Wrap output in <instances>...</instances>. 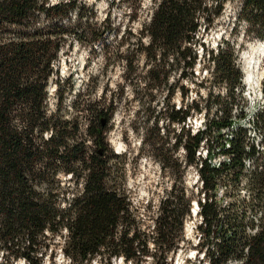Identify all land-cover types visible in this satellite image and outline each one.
<instances>
[{
	"label": "trees",
	"instance_id": "16d2710c",
	"mask_svg": "<svg viewBox=\"0 0 264 264\" xmlns=\"http://www.w3.org/2000/svg\"><path fill=\"white\" fill-rule=\"evenodd\" d=\"M228 1L153 0L137 41L128 54L118 55L117 50L115 55L125 61L126 83L133 86L137 102L147 112L144 123L151 125L146 134L152 140L143 141L166 174L174 177L179 164L166 153L159 123L179 125L203 112V129L194 134L180 131L171 147L174 155L184 150L187 166L201 165L198 174L204 203H198V252L204 250L208 264H264V77L263 102L252 117L253 129L263 134V151L239 126L244 118L242 106L233 103L236 92L241 97L243 90L235 46L264 38V0H241L235 24L245 25L240 42L235 38L231 44L222 41L215 51L207 50L200 57L195 49L202 20L205 29L214 26ZM85 8L77 0L51 4L46 0H0L2 260L5 264L18 260L45 264L44 257L48 251L52 253L59 239V249L70 264H110L119 258L141 264L144 257L157 258L156 252L160 254L156 264H169L168 255L183 241L191 198L173 185L159 202L153 225L145 226L133 211L125 186L126 154L114 153L107 143L113 100L101 106L89 96L83 98L89 95L87 91L78 92L69 100L67 115L63 111L65 90L72 88L56 68L63 47L70 38H89L94 43L102 37L101 27L91 28L89 20H82ZM72 14L77 20L71 19ZM135 18V13L130 14L129 19ZM145 36L148 41L144 44L141 39ZM205 55L209 64L204 67L213 83L206 96L201 99L199 95L198 89L204 85L200 82L196 84L200 85L196 88L199 98L192 99L187 108L167 104L164 111L157 112L152 106V90L166 89L164 99H169L178 89L185 98L189 89L180 82L193 76L197 59L205 60ZM139 57L143 74L136 73ZM136 78L143 81V90ZM52 83L55 90L50 93ZM141 92L143 96L138 98ZM234 106L240 109L237 121ZM201 144L206 147L204 160L197 155ZM213 160L219 163L211 165ZM66 179L71 185L65 186ZM227 184L232 190L228 191ZM242 185L246 197L225 203L223 208L217 203L220 186L231 197ZM149 244L157 248L155 253L148 251Z\"/></svg>",
	"mask_w": 264,
	"mask_h": 264
},
{
	"label": "rangeland",
	"instance_id": "374dc122",
	"mask_svg": "<svg viewBox=\"0 0 264 264\" xmlns=\"http://www.w3.org/2000/svg\"><path fill=\"white\" fill-rule=\"evenodd\" d=\"M48 3H56L59 0H46ZM77 3L84 5L85 12L82 20H89L91 28L101 27L102 37L97 42H90L89 38H83L82 41L76 39H69L67 44L63 47L59 59L56 62V68L59 70L60 77L68 79L72 84L70 90H65L66 99L64 101V114L67 115L69 109V100L78 92H85L83 98L89 96V100L99 101L101 106L113 100L114 110L109 117L107 123V143L116 154H126V189L130 198V203L133 211L139 215L141 222L145 226H152L155 217L157 216L159 202L169 195L171 187L174 185L178 190H182L185 197L191 198L190 215L183 223V241L179 243L178 249L175 253L168 255L167 262L169 264H208L204 257V250L198 252L197 248L200 232L198 226L201 224L199 214L195 216L192 212L193 207L198 203L201 196V191L196 182V172L192 166H187L184 158V150H179L177 154L171 151L174 135L180 131L189 132L191 134L203 129L204 115L197 114L193 117H187L185 126L181 128V124L171 125L167 121L159 123L158 128L161 129L160 136L165 141V149L167 155H173L177 159L179 168L174 171V177L166 174L160 169L156 159L149 151L148 144L143 140H152L151 136L146 134L151 125H145L144 121L147 118V112L141 109V104L137 102L136 93L132 85H127L126 81V65L125 61L118 58L115 52L118 50V55L128 54L130 45L135 43L140 35L143 22L148 19L153 0H77ZM210 4H214L215 0H209ZM242 6L241 0H231L224 4L220 15L215 20L214 26L204 28L206 21L202 20V25L196 31L195 38L197 43L195 49L198 57L202 56L206 51H215L222 41H229L230 44L234 38L240 42L241 37L245 31V25L241 23L239 26L235 25L238 19V14ZM136 14L134 20L129 19L130 14ZM72 20H77L75 14H72ZM237 26V28H236ZM105 27V28H103ZM232 27L235 30H232ZM148 38L145 36L141 39L142 43H146ZM256 39L253 41H246L242 46H235L237 48L238 58L236 66L243 74L242 93L241 97L236 92L233 103L237 106H242L244 118L239 122V126L246 129L251 141L258 146L260 151L261 140L263 134L253 129L252 117L254 112L259 107L263 100L262 80L264 76V43ZM260 48V50H257ZM207 55L205 60L198 58L193 70V76L183 79L180 83L188 87V94L181 97L178 89L169 99H164L166 89L152 90V95L155 101L152 106L157 112L164 111L168 105H174L177 109L181 106L183 109L188 107L192 99H198L196 93V84L202 82L204 84L198 90L199 95L203 99L206 96L207 90L212 87L211 75L207 66ZM259 62H258V61ZM254 61L257 67L251 71L256 84L249 83L247 85L246 78L248 76L249 62ZM137 74H143V61L139 57L135 61ZM259 63V64H258ZM209 71V72H208ZM250 72V71H249ZM135 81L139 84V89L143 90L144 83L137 78ZM173 81L170 79V82ZM259 85V86H258ZM55 84L50 85V93L54 92ZM67 88L66 85L64 87ZM151 91V90H150ZM261 92V96L260 93ZM138 98L143 96V92L138 93ZM53 98V96H52ZM147 100V96L144 97ZM202 103V100L199 99ZM53 102V99L51 103ZM185 105V106H184ZM236 106V107H237ZM233 107V114L237 121L239 115V107ZM215 109V106H213ZM236 108V109H235ZM156 112V114H157ZM164 131L165 136H162ZM149 134V131H148ZM225 136H229L226 132ZM148 137V138H147ZM160 141V143H161ZM201 153L206 154V147L201 144ZM223 159V158H222ZM219 160H213L212 164H218ZM249 164V163H248ZM248 167V166H247ZM246 171H244V174ZM67 178V177H66ZM65 186L71 185V182L66 179ZM228 188V184L226 186ZM232 188H228V191ZM232 196L226 195L225 186H220L217 190V203L223 208L225 203H236L237 200L246 197L247 189L244 185L240 186ZM223 215V214H222ZM150 230L151 227H150ZM61 240L56 239L55 246H52V253L47 252L44 257V263L49 261L55 264H70L66 260L59 245ZM157 248L153 249L151 244L148 245V251L155 253ZM50 255V257H49ZM159 253L156 252L157 258L150 256L144 257L141 264H156L160 261ZM0 263H3L2 255L0 253ZM14 264H26L22 260L16 261ZM92 264H100L94 261ZM110 264H131L123 261L122 258L111 260ZM233 264V263H228Z\"/></svg>",
	"mask_w": 264,
	"mask_h": 264
},
{
	"label": "built area",
	"instance_id": "2783aa9c",
	"mask_svg": "<svg viewBox=\"0 0 264 264\" xmlns=\"http://www.w3.org/2000/svg\"><path fill=\"white\" fill-rule=\"evenodd\" d=\"M180 107V106H179ZM190 118V117H189ZM186 121V120H185ZM185 121L183 122V123H181V128L180 129H183V127L185 126ZM196 133V132H195ZM194 134V133H193ZM180 150H182V148L180 149ZM201 151V149H199V151L197 152V155L202 159V160H204V159H206V154L204 153V151H203V153H201L200 152ZM211 165H212V162H211ZM194 169H195V172H196V176H197V180H196V182H198L199 183V186H198V188H199V190L201 191V196H200V198L198 199V201H196V202H194V203H204V194H203V192H202V181L200 180V178H199V174H198V169L201 167V165L199 164H195L194 166H192ZM192 212H194V214H195V216L197 215V214H199V212H200V209L198 208V207H196V209H194ZM199 216H200V214H199ZM201 218V217H200ZM200 238V237H199ZM199 241V240H198Z\"/></svg>",
	"mask_w": 264,
	"mask_h": 264
},
{
	"label": "bare ground",
	"instance_id": "6f19581e",
	"mask_svg": "<svg viewBox=\"0 0 264 264\" xmlns=\"http://www.w3.org/2000/svg\"><path fill=\"white\" fill-rule=\"evenodd\" d=\"M262 44H263V42L261 43L260 48H261ZM260 48L258 49V47H257V50L259 51ZM248 64H249L248 76L246 78V82L245 83H247V84H249V83L256 84L257 81L255 80V78H254L253 74L251 73V71L255 69L254 66L257 67V63L254 62V61H250Z\"/></svg>",
	"mask_w": 264,
	"mask_h": 264
},
{
	"label": "water",
	"instance_id": "95a60500",
	"mask_svg": "<svg viewBox=\"0 0 264 264\" xmlns=\"http://www.w3.org/2000/svg\"><path fill=\"white\" fill-rule=\"evenodd\" d=\"M102 124L104 125V121H102Z\"/></svg>",
	"mask_w": 264,
	"mask_h": 264
}]
</instances>
